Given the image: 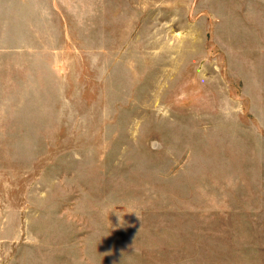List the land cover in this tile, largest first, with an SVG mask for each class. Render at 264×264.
<instances>
[{
    "label": "rangeland",
    "instance_id": "1",
    "mask_svg": "<svg viewBox=\"0 0 264 264\" xmlns=\"http://www.w3.org/2000/svg\"><path fill=\"white\" fill-rule=\"evenodd\" d=\"M0 264H264V0H0Z\"/></svg>",
    "mask_w": 264,
    "mask_h": 264
},
{
    "label": "crops",
    "instance_id": "2",
    "mask_svg": "<svg viewBox=\"0 0 264 264\" xmlns=\"http://www.w3.org/2000/svg\"><path fill=\"white\" fill-rule=\"evenodd\" d=\"M2 242H3V239H0V243L2 244ZM3 262H1V264H2Z\"/></svg>",
    "mask_w": 264,
    "mask_h": 264
}]
</instances>
